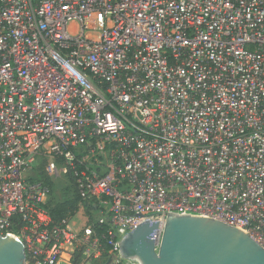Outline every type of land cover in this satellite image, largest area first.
<instances>
[{
    "label": "built area",
    "instance_id": "1",
    "mask_svg": "<svg viewBox=\"0 0 264 264\" xmlns=\"http://www.w3.org/2000/svg\"><path fill=\"white\" fill-rule=\"evenodd\" d=\"M168 216L264 249V0H0V235L140 264L119 242L158 222L156 251Z\"/></svg>",
    "mask_w": 264,
    "mask_h": 264
},
{
    "label": "water",
    "instance_id": "2",
    "mask_svg": "<svg viewBox=\"0 0 264 264\" xmlns=\"http://www.w3.org/2000/svg\"><path fill=\"white\" fill-rule=\"evenodd\" d=\"M158 222L140 223L120 242L121 258L140 264H264V249L240 230L211 218L168 216L155 251ZM23 243L0 235V264H26Z\"/></svg>",
    "mask_w": 264,
    "mask_h": 264
},
{
    "label": "trees",
    "instance_id": "3",
    "mask_svg": "<svg viewBox=\"0 0 264 264\" xmlns=\"http://www.w3.org/2000/svg\"><path fill=\"white\" fill-rule=\"evenodd\" d=\"M46 178V177H45ZM48 181V179H47ZM53 197L51 198L50 200V215H51V218L52 220H59V219H62L66 216H71L74 214L75 210H76V207H77V199L76 198H73L72 200H68L62 204H57L56 205V208L53 210ZM75 264L76 261H75Z\"/></svg>",
    "mask_w": 264,
    "mask_h": 264
},
{
    "label": "rangeland",
    "instance_id": "4",
    "mask_svg": "<svg viewBox=\"0 0 264 264\" xmlns=\"http://www.w3.org/2000/svg\"><path fill=\"white\" fill-rule=\"evenodd\" d=\"M39 173H40V175L42 176V177H44V176H47L48 178H49V181L51 180L52 181V187H53V179H52V177L49 175V171H50V169L48 168V166H47V164H42L41 166H40V168H39ZM59 188H60V185H57V191H59ZM56 196H55V198H58V197H62V195H60L59 194V192H56ZM64 199V198H63ZM53 200V199H52ZM52 204H53V202H52ZM75 213H77V208H76V210H75V212H74V214ZM80 215V214H79ZM78 219H80V216H76V221L78 220ZM74 222H75V220H74Z\"/></svg>",
    "mask_w": 264,
    "mask_h": 264
}]
</instances>
